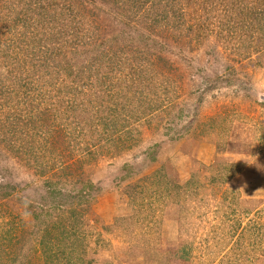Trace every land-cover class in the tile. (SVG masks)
Here are the masks:
<instances>
[{
    "label": "rangeland",
    "instance_id": "1",
    "mask_svg": "<svg viewBox=\"0 0 264 264\" xmlns=\"http://www.w3.org/2000/svg\"><path fill=\"white\" fill-rule=\"evenodd\" d=\"M139 1L149 18H135L133 27L120 22ZM161 1L41 0L42 7L22 10L36 24L29 39L41 58L61 38L71 42L62 62L70 53L80 64L102 49L106 55L83 74L62 68L44 75L41 91H59L53 102L62 96L73 108L55 106L61 125L50 119L43 131L38 126L34 149L26 123L9 149L0 146V264H52L46 253L53 246L64 248L69 264H264V0L155 5ZM163 6L167 15L155 22ZM72 10L75 17L67 15ZM135 27L162 47L156 87L123 75L118 50L125 42L112 36L133 34L131 49H143ZM139 62L149 66L144 57ZM116 79L130 84L121 100L130 97L134 110L151 115L112 118L115 97L102 87L97 110L82 96ZM49 94V107L32 94L17 106L55 115ZM139 94L150 106H141ZM82 187L84 200L67 197Z\"/></svg>",
    "mask_w": 264,
    "mask_h": 264
},
{
    "label": "trees",
    "instance_id": "2",
    "mask_svg": "<svg viewBox=\"0 0 264 264\" xmlns=\"http://www.w3.org/2000/svg\"><path fill=\"white\" fill-rule=\"evenodd\" d=\"M41 0H0V146L1 148L6 147L9 149L10 144L14 143L11 139L16 141L17 136H22L25 123L33 124L31 127L34 132H26L25 133V141L28 142L31 145V148L34 149L35 144V136H37L41 131H43V127H45L46 123L51 119H54L56 123H58V112H55V106L61 107V104L64 105L66 108L70 107L69 101L66 103L65 98L60 96L59 102H53V97L59 96L58 94H61L59 91H54V93H57L55 95L49 94V91L47 94H49L50 101H52L54 106H50L54 109L55 115L50 113V109L48 110H42L38 111L35 109L32 103H26L25 107L17 106L18 103H22V101L27 102V99L29 95H37L40 99L43 100V103L45 102L47 106L51 104V102L47 103V94L45 95L41 90H43V84L42 80L44 75L48 78L49 75H51V71L54 70L56 72L62 73L63 69H68L70 73H75L74 69L76 68L79 73H85L86 69L91 68V65L93 63H97L98 67L101 65L103 61V57L106 55V52L102 49L101 57L92 58L89 63H82L75 62V59L73 57V54L70 53L69 56L65 58V61L62 62L61 58L65 55V49H67V40L64 38L59 39L55 42V49L54 54L52 53L49 58H41L38 56V51L36 47L33 44V40L29 39V35L32 32V28H36V24H32L30 22H26L24 18L28 17V13L23 12L28 10V12H32L37 7H42L43 3L40 2ZM138 0H133V2ZM163 1V0H162ZM161 2L155 3L156 6L161 7ZM168 1V0H167ZM172 1V0H171ZM18 3L22 6L26 5V7L21 8L18 10L17 6ZM145 1H139L137 6H135L134 14L132 15L131 19L123 18L121 17V14L119 18L120 22L133 27V22L135 23V18L142 17L143 20H146L145 17L149 18V13H146L145 15H140L142 12L145 13V10L141 11L142 5H144ZM157 9V8H156ZM23 10V11H22ZM159 10V11H157ZM157 10H154L153 18H155V22H161L162 19L165 18V15H167V10H164V6L162 7V11H160V8ZM170 12V11H169ZM168 12V13H169ZM11 13L16 14L15 17L10 19ZM76 13V12H75ZM74 11L67 12V15L70 17H75ZM174 16V12H171ZM180 17L182 16V11H179ZM150 15V14H149ZM164 17V18H163ZM175 17V16H174ZM35 17L29 18L30 20ZM162 18V19H161ZM176 18V17H175ZM12 20V23L9 22ZM34 20V19H33ZM35 22L39 23L41 19L36 18L34 20ZM22 23L21 26H18V23ZM24 27V28H23ZM155 27V23L153 25V28ZM200 27H202V24H200ZM23 28L25 31L20 30ZM152 29V32L155 33L159 31H155ZM38 29V28H37ZM135 27L136 30V38L139 39V42L137 44H143V49H138V46L134 44L133 48L131 49L132 44L131 39L134 38L133 34H126L125 31L119 30L118 32L112 36V38L117 42L119 40H123L125 42L124 46L125 48H121V51L118 50V54L121 55V61L122 68L126 69L128 72L124 73L123 75H127L129 78V75L132 74H138L145 78V81L147 82L146 85L149 87H152L157 81L156 75H158V69L162 67V57L160 54H158L157 51H160L162 49L159 42L150 34L145 33L142 29ZM97 28L94 29L93 33L97 32ZM95 38V41H98L100 39V36H97ZM138 35V36H137ZM158 36V33L156 34ZM35 37L37 35L35 34ZM75 44V43H72ZM79 42H77L76 45H78ZM32 45V46H31ZM31 46V47H30ZM30 47V48H29ZM128 49V51H127ZM154 51V52H153ZM125 52H128L126 54ZM116 53V55H118ZM55 56V57H54ZM57 56V57H56ZM151 56L153 57L151 59ZM145 58L147 63H149V66L146 68L144 67L143 63L139 62V58ZM52 59V60H51ZM94 61V62H93ZM143 65H141V64ZM29 65L31 68H29ZM66 66V68L64 67ZM152 65V67H151ZM161 66V67H159ZM158 67V68H157ZM38 75L34 82L32 81L33 73ZM68 72V73H69ZM156 78V79H155ZM117 80V79H116ZM121 79H119L120 81ZM117 80V82H108V80L100 81L98 85V90H96L95 94L92 92L91 95H86V92L82 94V96L85 98L88 97V103L93 105L97 110L99 107V101H100V92L104 93L105 90L110 96L115 97V104L113 107L110 106V109L112 110V118L116 116H120L121 119L130 120L131 117L135 116L136 119L146 118L151 114H147V112L143 110H134L132 99L129 97L126 102H123L121 100V92L125 91L126 89H129L130 84H125L124 86ZM132 83V82H131ZM33 84L35 87L33 88ZM145 85L146 91L149 89ZM17 89V91H13L12 87ZM117 86L118 90H113V87ZM20 87V90L18 88ZM101 87L104 89L101 91ZM156 87V85H154ZM39 89L38 93L34 90ZM76 89V88H74ZM80 92V91H79ZM125 92H130V90H126ZM81 93V92H80ZM13 94V95H11ZM140 96L136 97V100H139L138 102L141 103V106L144 108H147L149 105L148 100H146L142 94H139ZM15 98V105L14 104V98ZM113 101V102H114ZM12 102V103H11ZM159 103V102H158ZM38 104V103H37ZM41 104V102H40ZM161 104V103H159ZM13 106V107H12ZM28 106V107H26ZM33 106V107H31ZM39 106V105H37ZM140 106V107H141ZM31 107V108H30ZM49 107V106H48ZM5 108H7L5 110ZM132 111V112H130ZM4 112V119L2 117V114ZM123 115V116H122ZM76 118L81 120V116H76ZM58 124L61 125L59 122ZM116 125V124H115ZM126 125V124H124ZM42 129L40 131L39 127ZM113 126V124H112ZM112 134V133H111ZM8 137H10L8 139ZM109 139V138H108ZM18 145L21 147L22 143L18 142ZM18 149V147H17ZM2 187L0 186V190ZM94 187L89 185V190L92 191ZM98 188H96L97 190ZM95 191V190H94ZM5 196V192L3 193ZM88 193L85 190V187H82L80 190H77L73 196H67L69 198H76L78 202L84 200L83 198ZM49 232V231H47ZM49 236V233H46ZM53 238V235H51L50 239L51 241ZM54 239V238H53ZM42 245H49L48 242H40ZM53 248H47L49 250L48 253H46L48 256H50L51 260L49 262H52V264H69V260L66 259L67 254L65 253L64 248H56L53 246ZM5 255L9 257L11 253L8 252V250H4L3 252ZM45 254V253H44Z\"/></svg>",
    "mask_w": 264,
    "mask_h": 264
}]
</instances>
